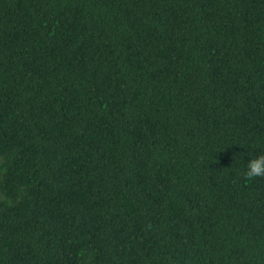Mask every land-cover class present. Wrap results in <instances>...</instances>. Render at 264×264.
<instances>
[{"label": "trees", "instance_id": "16d2710c", "mask_svg": "<svg viewBox=\"0 0 264 264\" xmlns=\"http://www.w3.org/2000/svg\"><path fill=\"white\" fill-rule=\"evenodd\" d=\"M264 0H0V264H264Z\"/></svg>", "mask_w": 264, "mask_h": 264}, {"label": "clouds", "instance_id": "9594fccd", "mask_svg": "<svg viewBox=\"0 0 264 264\" xmlns=\"http://www.w3.org/2000/svg\"><path fill=\"white\" fill-rule=\"evenodd\" d=\"M245 175L249 179L264 176V155L248 159Z\"/></svg>", "mask_w": 264, "mask_h": 264}]
</instances>
